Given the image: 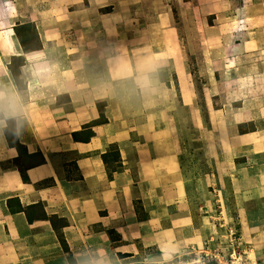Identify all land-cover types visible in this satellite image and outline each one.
<instances>
[{
    "label": "crops",
    "instance_id": "obj_1",
    "mask_svg": "<svg viewBox=\"0 0 264 264\" xmlns=\"http://www.w3.org/2000/svg\"><path fill=\"white\" fill-rule=\"evenodd\" d=\"M224 2L47 0L24 49L0 0V264H172L223 241L224 192L264 264V105L222 102Z\"/></svg>",
    "mask_w": 264,
    "mask_h": 264
},
{
    "label": "rangeland",
    "instance_id": "obj_2",
    "mask_svg": "<svg viewBox=\"0 0 264 264\" xmlns=\"http://www.w3.org/2000/svg\"><path fill=\"white\" fill-rule=\"evenodd\" d=\"M17 3L21 9V17L15 22L14 32L16 36L25 39L28 45L35 46L39 40V31L35 27L33 10L35 6H41L47 0H11ZM56 1V0H53ZM45 6L44 4H42ZM223 13V14H220ZM219 14V21H225L227 26L228 38L234 41L232 48L237 56H240L244 75L232 77L230 90L226 95L223 94L222 102L227 99L233 104V109L237 113L238 109H242L243 105L252 101V104L259 102L261 105L264 102V0H225L223 7L218 10L209 11L203 14V18L207 19L210 24H215L216 15ZM215 19V20H214ZM184 19V22H187ZM191 35V36H190ZM191 32L187 31L186 38H191ZM243 57V58H242ZM239 64V63H238ZM241 65V64H240ZM213 107H219L222 102L216 99L213 100ZM262 102V103H261ZM202 108H204V100H202ZM204 113V109H202ZM207 114V110L205 111ZM264 125V121H262ZM240 124L239 131L253 128L251 125ZM261 124V123H260ZM264 127V126H263ZM194 170V168L192 169ZM195 171V170H194ZM198 171V170H196ZM200 172H203L200 170ZM201 175V174H200ZM199 175V176H200ZM213 192V191H212ZM216 193V192H214ZM217 197L220 199V193L217 192ZM239 203L231 198L229 194L224 192L223 200L219 201L217 210V229L221 235H224L223 241H217L215 236L210 239V243L224 246V250L229 252L230 246L235 251L243 252L247 255L244 241L241 235L240 224L238 223V207ZM226 242V247L223 242ZM208 244V242L206 243ZM206 244L204 246H206ZM203 245L199 248H203ZM193 255L188 258L175 259L174 262L189 261Z\"/></svg>",
    "mask_w": 264,
    "mask_h": 264
},
{
    "label": "built area",
    "instance_id": "obj_3",
    "mask_svg": "<svg viewBox=\"0 0 264 264\" xmlns=\"http://www.w3.org/2000/svg\"><path fill=\"white\" fill-rule=\"evenodd\" d=\"M226 242H223L226 247ZM224 246L220 243V246L215 245V243L206 244L203 248L195 251L192 255L193 258L189 261H182L183 264H248L249 259L246 254L240 252V250L235 251L234 248L230 246L229 252L225 251ZM180 260V258H177ZM172 264H181V261L173 262Z\"/></svg>",
    "mask_w": 264,
    "mask_h": 264
},
{
    "label": "trees",
    "instance_id": "obj_4",
    "mask_svg": "<svg viewBox=\"0 0 264 264\" xmlns=\"http://www.w3.org/2000/svg\"><path fill=\"white\" fill-rule=\"evenodd\" d=\"M18 39H19V41H20V43L24 49H28L30 47H33V46L28 45L27 42L25 41V39L20 38V36L18 37ZM37 45H39V42L37 43ZM37 45H35V46H37Z\"/></svg>",
    "mask_w": 264,
    "mask_h": 264
},
{
    "label": "clouds",
    "instance_id": "obj_5",
    "mask_svg": "<svg viewBox=\"0 0 264 264\" xmlns=\"http://www.w3.org/2000/svg\"><path fill=\"white\" fill-rule=\"evenodd\" d=\"M3 92H0V99H2L3 98Z\"/></svg>",
    "mask_w": 264,
    "mask_h": 264
},
{
    "label": "bare ground",
    "instance_id": "obj_6",
    "mask_svg": "<svg viewBox=\"0 0 264 264\" xmlns=\"http://www.w3.org/2000/svg\"><path fill=\"white\" fill-rule=\"evenodd\" d=\"M253 262V261H252Z\"/></svg>",
    "mask_w": 264,
    "mask_h": 264
}]
</instances>
